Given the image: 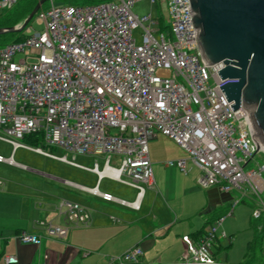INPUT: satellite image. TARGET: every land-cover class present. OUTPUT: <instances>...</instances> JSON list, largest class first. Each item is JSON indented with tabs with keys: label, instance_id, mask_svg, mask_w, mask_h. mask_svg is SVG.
Masks as SVG:
<instances>
[{
	"label": "built area",
	"instance_id": "1",
	"mask_svg": "<svg viewBox=\"0 0 264 264\" xmlns=\"http://www.w3.org/2000/svg\"><path fill=\"white\" fill-rule=\"evenodd\" d=\"M17 1L0 0V15ZM137 1L55 5L50 0L35 13L41 30L26 25L21 40L0 46V139L13 149L24 147L72 164L24 143L23 137L40 134L46 145L73 154H103L102 169L96 164L91 169L135 188V199H117L96 187L80 189L137 209L144 187L153 184L148 142L164 135L199 169V188L237 192L224 215L207 224L195 241L181 238L185 248L174 263L215 264L211 248L225 236L217 228L234 205L248 200L253 219L264 215V160L255 159L264 149L254 142L242 106L232 110L219 88L236 79H221V65H207L199 57L189 0H160L166 30L153 27L160 20L150 12L134 13ZM137 26L139 44L132 37ZM0 162L12 159L0 155ZM165 164L185 171L186 159ZM56 210L64 223L37 221L43 236L62 237L68 226L86 224L90 217L77 202L61 200ZM15 237L35 244L40 234L20 230ZM141 255L133 245L105 264H150ZM16 263V256L4 255L2 264Z\"/></svg>",
	"mask_w": 264,
	"mask_h": 264
},
{
	"label": "crops",
	"instance_id": "2",
	"mask_svg": "<svg viewBox=\"0 0 264 264\" xmlns=\"http://www.w3.org/2000/svg\"><path fill=\"white\" fill-rule=\"evenodd\" d=\"M160 135L148 142L153 184L144 187L137 209L80 189L96 187L117 199H135V188L107 175L99 177L91 169L95 164L98 170L102 169L103 154H73L57 146L43 147L54 156L75 162L72 164L24 147L13 149L0 139V155L12 159V163L0 162V264L4 255L16 256V264H105L109 257L122 254L133 245L142 249L140 260L144 263L178 262L185 248L181 238L188 236L195 241L194 233L206 222L214 223L223 216L237 192L222 191L215 186L199 188L196 184L199 169L183 149L175 148L176 144L173 147ZM23 142L31 145L27 140ZM19 149L28 151L33 163H24ZM43 158L51 159V164H44ZM179 158L186 159L185 171L165 164ZM112 160L118 162V156H112ZM61 200L81 204L89 212V220L83 225L68 226L62 237L43 236L44 230L36 225L37 221L64 223L56 210ZM233 210L217 228L225 236H219L214 249L211 248L215 264H264V220L257 222L261 244L248 253L247 244L255 231L247 230V225L237 229L245 223L240 224L242 219L235 222ZM251 218L250 215L249 225ZM241 229L244 231L239 232ZM20 230L40 234L39 241L35 244L17 241L15 236ZM234 233L243 234L241 240L231 242ZM226 244L230 245L227 249Z\"/></svg>",
	"mask_w": 264,
	"mask_h": 264
},
{
	"label": "water",
	"instance_id": "3",
	"mask_svg": "<svg viewBox=\"0 0 264 264\" xmlns=\"http://www.w3.org/2000/svg\"><path fill=\"white\" fill-rule=\"evenodd\" d=\"M46 0H37L18 24L0 28L19 32ZM199 57L219 63V85L232 110L242 106L256 145L264 149V0H189Z\"/></svg>",
	"mask_w": 264,
	"mask_h": 264
},
{
	"label": "rangeland",
	"instance_id": "4",
	"mask_svg": "<svg viewBox=\"0 0 264 264\" xmlns=\"http://www.w3.org/2000/svg\"><path fill=\"white\" fill-rule=\"evenodd\" d=\"M53 3L55 5H58V4H67L68 2H71L70 0H52ZM82 0H76L75 2L73 3H76V4H82L81 3ZM50 4V0H46L43 4H42V7L38 10L39 12L42 10V9H45L48 5ZM132 10L134 13H136L138 16H142V15H145L147 14L148 12L151 13L152 16L154 17H157L159 18L160 20V23H156L153 25V27H158L160 28L161 30H166V10H165V5H164V2H160V0H157L155 4L153 3H150L149 0H139L137 2L134 3L133 7H132ZM37 11V12H38ZM38 12V13H39ZM29 25L31 28H32V31H38V30H41L43 28V25L42 23H38L36 22L35 20V15L34 17L29 21V23L27 24ZM141 33H142V30H141V27L140 26H137L135 27L134 29H132V37L135 39V42L137 44L141 43ZM22 34L25 35V31L23 29L22 31ZM12 42L10 38L8 39H2L0 40V46H3L7 43H10ZM163 137V139H165L169 144H171L173 147H175V143H173L170 139H168L167 137L163 136V135H160ZM1 142V141H0ZM3 152H5V149H4V146L1 147ZM175 148H178V146H176ZM46 150H49L47 148H45ZM18 152H23L22 154V161H24V163L26 164H30V163H33L34 161V158L32 157V155L30 153H28V151H25L24 149H19ZM52 153H54V151H52ZM184 153V152H183ZM69 157V156H68ZM40 159V158H38ZM255 159L257 162L261 163L263 160H264V155L260 152H258L255 156ZM44 160V164H47V165H50L52 161H46L48 159H45L43 158ZM77 160V159H75ZM36 162H39L36 161ZM42 162V161H41ZM56 163V162H55ZM25 164V165H26ZM35 165H38L36 163H34ZM253 166V162L251 161L249 165H247L245 168H249V167H252ZM263 176H264V173H263ZM261 197L264 199V191L262 192L261 194ZM233 217L235 222H239L241 219L242 221L240 222V224L242 223H245L243 226H239L237 229H240L241 227H244L246 226L247 230H252V232H254V228H252L249 223H248V219L252 213V207L249 205V202L248 200L247 201H244V202H239L238 204L234 205L233 207ZM230 217L226 218L224 220V222L229 219ZM264 220V215H261L257 220L256 222H260ZM223 224V223H222ZM221 224V225H222ZM239 224V225H240ZM220 229V228H219ZM239 232H243L244 230L241 229V230H238ZM221 232V229L217 231V233H220ZM226 235H227V232H225ZM234 235V239H232L231 242H235V241H238V240H241L240 236H242L243 234H233ZM228 236V235H227ZM225 240H227V238L225 237L224 238ZM223 239L222 242H225V240ZM228 242V241H227ZM235 245H239V244H235ZM246 246V245H245ZM244 246V247H245ZM230 245L228 246L227 244L224 246V248H229ZM214 249V248H212ZM223 251V250H222ZM214 262L216 261L215 259L213 260ZM220 264H223L222 262H220Z\"/></svg>",
	"mask_w": 264,
	"mask_h": 264
},
{
	"label": "trees",
	"instance_id": "5",
	"mask_svg": "<svg viewBox=\"0 0 264 264\" xmlns=\"http://www.w3.org/2000/svg\"><path fill=\"white\" fill-rule=\"evenodd\" d=\"M70 1L71 2H68V3L76 4V3H73L76 0H70ZM102 1H107V0H82L81 3L86 4V3H96V2H102ZM36 2H37V0H18L10 9L6 10L3 14L0 15V28L10 27V26H13L15 24L20 23L27 16V14L30 12V10L32 9V7L35 5ZM22 31H23V29L19 32H4V33L0 34V40L10 38L11 41H19L24 36L22 34ZM25 140L30 142L31 145H38L41 147L47 146L43 142L42 136L40 134H35V133L34 134H28V135L23 137V141H25ZM207 224H211V222H206L203 225V228H200L197 231V233H194L193 238L195 240L199 236H201V234L204 231V227ZM250 226L252 228H254L255 233H254L253 239L250 242H248V244H247V248H249L248 253H251L256 245L261 244L260 243L261 234L259 233L258 223L254 219L251 218Z\"/></svg>",
	"mask_w": 264,
	"mask_h": 264
}]
</instances>
